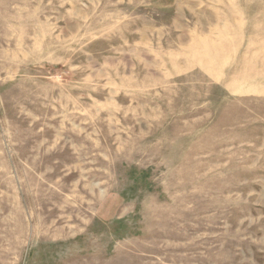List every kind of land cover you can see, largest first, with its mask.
<instances>
[{"label":"rangeland","instance_id":"1","mask_svg":"<svg viewBox=\"0 0 264 264\" xmlns=\"http://www.w3.org/2000/svg\"><path fill=\"white\" fill-rule=\"evenodd\" d=\"M0 264H264V0H0Z\"/></svg>","mask_w":264,"mask_h":264}]
</instances>
